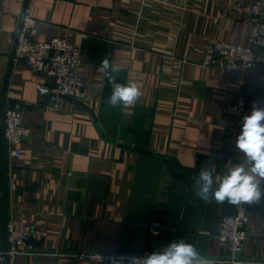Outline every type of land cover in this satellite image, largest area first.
Instances as JSON below:
<instances>
[{
  "label": "crops",
  "instance_id": "crops-1",
  "mask_svg": "<svg viewBox=\"0 0 264 264\" xmlns=\"http://www.w3.org/2000/svg\"><path fill=\"white\" fill-rule=\"evenodd\" d=\"M236 1L261 3L264 20V0H0V249L9 222L42 235L0 264H107L79 256L152 253L180 240L228 264L220 223L240 209L249 219L242 258L264 263V200L217 203L195 186L201 167L214 165L215 177L244 159L226 107H264L261 67L204 64L216 43L249 45L255 19L229 12ZM26 7L38 22L34 40L68 38L80 49L84 101L52 102L39 87L54 81L11 58ZM105 58L122 66L118 82L140 87L134 106L109 107ZM12 103L31 131L19 157L5 136Z\"/></svg>",
  "mask_w": 264,
  "mask_h": 264
},
{
  "label": "built area",
  "instance_id": "built-area-1",
  "mask_svg": "<svg viewBox=\"0 0 264 264\" xmlns=\"http://www.w3.org/2000/svg\"><path fill=\"white\" fill-rule=\"evenodd\" d=\"M231 11H246L254 19V25L249 37V45H234L220 42L212 45L205 59V65L223 66L230 73H235L239 68L261 67L264 77V20L261 19V3L244 4L236 1L229 8ZM30 23L25 22V18ZM37 20L34 19L28 7L25 8L21 25L16 35L15 59L25 60L29 69L35 73H43L52 78L55 88L40 86L39 91L47 95L52 102L61 97H66L79 102L86 98V84L79 75L81 65L80 49L68 38L55 37L50 41H36ZM13 100L12 97H9ZM21 105L10 104L5 110V136L9 153L13 157L20 156L19 144L30 136L29 127L22 121ZM225 112L233 117L236 129L241 130L242 119L249 115L244 99L226 107ZM246 210L240 209L236 214L226 216L220 223L219 239L229 244L230 255L226 259L228 264H245L242 254L246 239V226L248 224ZM160 225L154 223L151 227L157 233ZM42 235L30 223L9 222L7 225V247L0 249V262L9 260L20 254L29 253L31 240L41 241ZM151 253H86L81 254V259H91L111 264L113 258L123 260L127 264L128 257H145ZM209 264H217L220 259L204 257ZM264 264V263H263Z\"/></svg>",
  "mask_w": 264,
  "mask_h": 264
},
{
  "label": "clouds",
  "instance_id": "clouds-1",
  "mask_svg": "<svg viewBox=\"0 0 264 264\" xmlns=\"http://www.w3.org/2000/svg\"><path fill=\"white\" fill-rule=\"evenodd\" d=\"M25 22L30 23L27 17ZM122 70L121 65L107 58L98 69L111 86L107 100L111 108H130L142 95L137 83L118 82ZM235 147L244 159L227 167L221 175L214 177V165L201 167L195 186L202 199L212 198L217 203L227 201L233 205L258 204L264 200V107L254 103L250 114L243 117ZM126 259L127 264H209L193 244L183 240L172 241L161 251H153L145 257ZM111 264H124V261L113 258Z\"/></svg>",
  "mask_w": 264,
  "mask_h": 264
},
{
  "label": "water",
  "instance_id": "water-1",
  "mask_svg": "<svg viewBox=\"0 0 264 264\" xmlns=\"http://www.w3.org/2000/svg\"><path fill=\"white\" fill-rule=\"evenodd\" d=\"M11 58L12 59H14L15 58V52H14V54L11 56ZM52 79V78H51ZM53 80V79H52ZM55 88V87H54Z\"/></svg>",
  "mask_w": 264,
  "mask_h": 264
}]
</instances>
